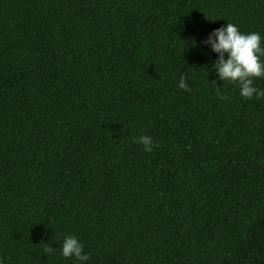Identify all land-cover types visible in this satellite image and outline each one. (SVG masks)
Segmentation results:
<instances>
[{
	"label": "trees",
	"instance_id": "obj_1",
	"mask_svg": "<svg viewBox=\"0 0 264 264\" xmlns=\"http://www.w3.org/2000/svg\"><path fill=\"white\" fill-rule=\"evenodd\" d=\"M227 23L264 36V0H0V264H81L68 235L83 264H264V98L213 68Z\"/></svg>",
	"mask_w": 264,
	"mask_h": 264
},
{
	"label": "clouds",
	"instance_id": "obj_2",
	"mask_svg": "<svg viewBox=\"0 0 264 264\" xmlns=\"http://www.w3.org/2000/svg\"><path fill=\"white\" fill-rule=\"evenodd\" d=\"M206 43L218 54L213 68L221 81L237 84L240 95L245 99L264 98V89L257 88L254 84L255 79H264V36L255 31L245 34L236 24L227 23L226 26L214 30ZM178 86L185 91H191L183 75L180 76ZM133 143L142 144L146 152H151L153 147L159 146L158 142H154L148 135L133 138ZM44 252L51 255L55 249L44 245ZM61 255L65 259L75 258L81 264L90 258L84 252V245L71 235L64 237Z\"/></svg>",
	"mask_w": 264,
	"mask_h": 264
}]
</instances>
